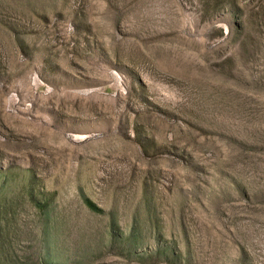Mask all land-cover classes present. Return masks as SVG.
<instances>
[{
    "label": "rangeland",
    "instance_id": "1",
    "mask_svg": "<svg viewBox=\"0 0 264 264\" xmlns=\"http://www.w3.org/2000/svg\"><path fill=\"white\" fill-rule=\"evenodd\" d=\"M0 264H264V0H0Z\"/></svg>",
    "mask_w": 264,
    "mask_h": 264
}]
</instances>
